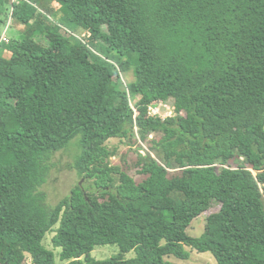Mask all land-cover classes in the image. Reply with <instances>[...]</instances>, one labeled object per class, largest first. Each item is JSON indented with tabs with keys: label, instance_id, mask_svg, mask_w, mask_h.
<instances>
[{
	"label": "trees",
	"instance_id": "obj_1",
	"mask_svg": "<svg viewBox=\"0 0 264 264\" xmlns=\"http://www.w3.org/2000/svg\"><path fill=\"white\" fill-rule=\"evenodd\" d=\"M158 102L178 114L151 115ZM152 134L137 182L108 142ZM73 145L85 184L49 206ZM49 233L70 264H174L187 247L264 264V0H0V264H56ZM104 245L121 255L93 258Z\"/></svg>",
	"mask_w": 264,
	"mask_h": 264
},
{
	"label": "rangeland",
	"instance_id": "obj_2",
	"mask_svg": "<svg viewBox=\"0 0 264 264\" xmlns=\"http://www.w3.org/2000/svg\"><path fill=\"white\" fill-rule=\"evenodd\" d=\"M15 21L11 20L8 22L6 28H4L3 33H6L8 38L9 36L14 37L16 36V30L23 29L21 26H17ZM11 26V27H10ZM14 26V28H13ZM8 27V28H7ZM2 33V34H3ZM77 35L81 36L83 31H77ZM88 40V36H85ZM10 39V38H9ZM91 46L95 43L93 40L90 41ZM133 79V75L131 72L124 73L123 81L128 83ZM154 109L152 113L162 116V117H172L177 115L174 106L172 103L168 104H160L155 103L150 105ZM183 115H186L185 111L180 112ZM165 119V118H162ZM160 138L159 135L152 134L151 137L147 142H138V139H134L131 142L126 139H111L108 142V146L110 150L114 152V155L111 159V163L113 165L120 166L121 168L128 171V173L133 176L137 182L142 181L145 176L141 174L140 168L137 167L136 163L138 161V152L141 149H146L143 145L150 150L151 149V140ZM143 144V145H142ZM152 152V151H151ZM79 153V149L77 145H73L70 149L65 151L58 152L54 157L50 176L47 182L44 184L42 191L46 194V203L49 206L57 204L61 199L68 196L72 190L78 183L81 185L85 184V180L79 176L77 170L75 169V160L76 156ZM156 159L159 160L160 163H164L165 161L162 156L157 154L155 151L152 152ZM242 160L232 161L233 167H238ZM174 172V171H173ZM220 204L218 202H214L212 207L201 214L197 219H195L190 228L188 229V234L191 237L199 238L205 232V227L207 224V220L214 214H218L220 211ZM58 226H56L57 228ZM55 233L47 234L46 238L44 239V245L49 249L53 250L56 254V264H70V261H63L60 259V248H55L53 245V237ZM187 251L190 253V258L188 260H181L174 256L167 257L166 260L174 263V264H218L212 253H200L194 250L191 247H187ZM92 257L97 260H105L112 257H116L121 255V249L118 245H104V246H97L94 251L91 253ZM137 253L135 251H131L128 253L123 254L125 259H132L135 258ZM24 264H32L30 256H27Z\"/></svg>",
	"mask_w": 264,
	"mask_h": 264
},
{
	"label": "built area",
	"instance_id": "obj_3",
	"mask_svg": "<svg viewBox=\"0 0 264 264\" xmlns=\"http://www.w3.org/2000/svg\"><path fill=\"white\" fill-rule=\"evenodd\" d=\"M9 25H10V24H9ZM9 25H8V27H9ZM8 27H7V28H8ZM2 40H3L4 42H6V43H9V42H10V39L8 38V36H7L6 33H3V34H2ZM158 103H160V104H162V105H163V104H168V103H164V102H158ZM152 111L154 112V109H153L152 107H149V113H150L151 115H153V116H155V117L167 118V117L158 116V115L152 113Z\"/></svg>",
	"mask_w": 264,
	"mask_h": 264
}]
</instances>
